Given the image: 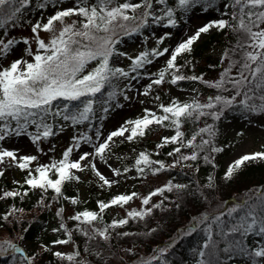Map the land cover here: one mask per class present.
<instances>
[{
	"label": "snow or ice",
	"instance_id": "1",
	"mask_svg": "<svg viewBox=\"0 0 264 264\" xmlns=\"http://www.w3.org/2000/svg\"><path fill=\"white\" fill-rule=\"evenodd\" d=\"M31 2L32 0H0V29L4 30V35L7 36L8 27H20L22 23H27L31 26L32 39L36 44V51L33 52L29 39L23 38L22 42L27 46L24 49V55L30 59L21 56L12 60L7 66L0 65V142H6L13 136L23 135L30 137L31 142L35 144L54 136L56 135L53 130L54 125L48 122L50 118L59 117L63 121H70L73 125L89 120L94 112L95 98L98 94H102L106 86L115 89L113 81H118L121 77L136 79L135 76H131V73H136L146 65L152 64L153 58L163 57L166 54L169 56L166 66L152 74L156 78L147 85L148 90L153 85L165 83L168 78L167 82L172 85L185 80L198 81L218 92L204 103L193 97L190 102L172 100L168 105L160 104L161 114L159 115L156 111L145 109L142 118L125 121L124 125L111 131L102 142L94 144L93 153L83 152L75 160L70 159L73 151L80 148L81 140L91 144V137L81 136L79 139L74 137V144L63 151L62 159L52 160L47 164L38 163L34 169H30L29 166L32 162H38L37 155L20 156L18 150H9L0 143V164L9 166L15 164L21 170L27 169L28 177L25 179V184L31 189H40L42 192L51 189L57 196L62 195V186L65 182L78 179L73 170L82 171V162L88 161L90 167L96 170V165L91 162L90 157H99L101 161L106 162L105 153L106 150H110V144L114 142V138L124 137L132 141L144 136L152 125L174 129V135L163 137L162 144L158 147L167 144L178 145L168 153L169 156L179 154L176 163L197 161L200 158L199 152L208 149L209 153H219L223 149L212 143L211 137L214 136L212 125L201 127L185 141V134L181 131L184 122H195L204 116L219 120L226 110L237 105L245 113L264 114V0H227L224 8L230 11H223L222 18L206 21L196 29L193 35L182 39L175 47L171 49L152 47L150 50L140 51L134 57L118 50L117 45L120 43L121 34L131 36L140 33L149 25V22L167 29L175 28L177 27V10L182 16H187L196 8H200L206 14L216 7L217 0H173L175 8L169 6V0H136V2L133 0H123V2L121 0H71L72 6L62 10L59 6L68 0H37L39 9L49 5L57 9L47 18L46 23H42L41 20L35 23L23 20L24 11ZM156 5L163 7L157 9ZM74 16L79 19L68 23L67 20ZM57 23L60 25L59 29L56 27ZM212 29L218 31L227 29L235 37V43L224 51L221 58V64L224 59L228 60L227 67L215 81H206L202 75L183 74V67L191 62L186 61L185 65H180L177 63L178 57L190 53L193 43L202 34H207ZM41 31L51 34L47 42L40 37ZM169 36L170 32L162 34L156 38V44L162 45ZM18 43L20 41L15 38H9L5 42V39L0 37V59H6ZM114 57L129 59L130 69L115 67L112 63ZM93 62L95 66L90 67ZM148 90L142 94L147 96ZM226 92L232 94L223 95ZM115 94V91L108 92V99L111 100ZM156 99L158 100L159 97ZM77 103L80 107L73 111L72 106ZM103 110L107 112L108 108L104 107ZM129 125L131 127H128ZM30 127H34L36 131L29 132ZM126 133L128 135H125ZM202 134H207L209 139H203ZM95 135L99 140L100 131L98 130ZM197 137H201L199 143H196ZM182 148H193L194 151L191 155H183ZM149 155L140 152L135 160L136 171L141 175L145 168L151 169L154 164L158 167L152 169L153 174L165 168L162 161H153ZM212 159L210 154L203 156L206 163H211ZM258 160H264V151L240 156L229 164L225 179H231L244 165ZM170 167H175V164ZM111 171L117 177L122 174L119 169ZM123 171L126 173L129 169L124 168ZM0 175H3L2 171ZM96 175L104 185L111 186L115 182L107 179L99 171H96ZM53 176L56 178H52ZM211 180L212 178L209 177L208 187L212 186ZM185 187V185L169 182L144 197L142 204L147 206L153 196L163 194L165 191L171 192L174 189L179 191ZM251 192L255 193L252 200L244 199L241 203L211 217L205 215L185 229V234L191 235L197 230L199 224L212 221L203 229L206 239L202 247L193 250V255L200 258L196 264H227V259H231L234 255L247 257L250 264H264V240L251 248L246 245L250 235L264 237V187L250 190ZM22 195L26 196L27 190L23 194L19 191H6L0 199ZM137 195L135 192L120 194L107 203L100 202V212L111 206L123 207ZM72 203L75 204L77 201L72 200ZM152 207L159 208L160 205L155 204ZM152 207L142 211H128L126 216L143 219L151 213ZM62 211L63 209H60L57 215L59 216ZM12 215L14 211H9L0 216V220L7 221ZM225 217L232 219L228 221ZM98 218L102 217L94 211L79 212L70 217L74 221L90 226ZM128 222V219L114 220L104 229L92 227L91 233L86 229H80L79 225L77 230L83 231L89 239L99 236L107 241L110 238V228L123 226ZM60 228L68 232L63 223L60 224ZM214 229H218V232ZM58 230L53 229V231ZM123 235L127 236L129 233L125 232ZM216 235L220 237L219 240L214 239ZM70 242L71 233L68 232V239H58L52 243L64 245ZM221 243L226 246L220 248ZM49 250L45 247V251ZM9 252L22 253L23 250L11 240L0 243V256ZM155 252L159 255L141 258L138 264H153L154 261L156 264H161L167 248H157ZM221 252L227 259L220 258ZM53 255L72 264H85L84 261H77L80 255L78 251L72 254L57 251ZM23 259L26 264H34L36 258L25 255Z\"/></svg>",
	"mask_w": 264,
	"mask_h": 264
},
{
	"label": "trees",
	"instance_id": "2",
	"mask_svg": "<svg viewBox=\"0 0 264 264\" xmlns=\"http://www.w3.org/2000/svg\"><path fill=\"white\" fill-rule=\"evenodd\" d=\"M133 2H136V0H133ZM226 2L227 0H217L216 7L213 10L220 16L223 11H230V9L224 8ZM169 6L175 8L173 0H169ZM56 10L52 5L39 9L37 7V0H32L29 7L24 11L23 20L28 21L33 17L36 21L41 20L44 23V16L50 12L54 13ZM178 15H181L179 10H177ZM74 19L79 18L74 16L68 19V23H71ZM25 24L22 23L20 27ZM13 28L8 27L7 34L11 33ZM0 35H4L3 29H0ZM15 39L18 41V38ZM234 43L235 37L227 29L224 31L215 29L200 42L195 43L192 46L191 52L183 54V57L177 63L185 65L186 61L191 62L182 69L185 75H202L206 81H215L228 65L227 59H224L223 64H221L223 53ZM2 60L4 59H0V62ZM144 71L146 72V68L144 70L140 69L136 73ZM167 79L165 83H168ZM115 82L113 81L114 85ZM172 86L183 90H190L192 93L188 98L189 102L193 97H196L201 103H204L207 102L209 97L218 94L216 89L209 88L198 81L185 80ZM110 91H115L117 95L123 94L122 88L117 89L115 87L113 89L109 86L105 87L102 94L107 93L108 95ZM102 94H98L95 98L96 103L93 105L94 112L91 118L79 125H73L70 121H63L59 117L55 119L50 118L48 122L54 125V132H56L60 125L71 123L74 131L80 129L83 136L90 135L93 139L96 138V132L100 131L103 109L107 105V103L102 106L100 105ZM116 94L114 98H116ZM231 94V92L223 93L225 96H230ZM151 97L155 103V111L159 115L161 114L159 105H167L165 102L171 99L172 95L169 90L160 91V89H153ZM156 97H159V99L157 100ZM179 102L184 101L179 100ZM72 107L73 111H75L80 105L77 103ZM239 119L254 123L259 127H264V114L245 113L238 105L226 110L219 120H213L208 116H204L195 122H184L181 131L185 134V141L198 132L201 127L212 125L214 130V136L211 137L212 143L214 146L223 149L219 153H209L208 149L199 152L198 149H195V151L199 152L200 157L197 161L189 160L176 163L179 154L169 156L168 153L178 145L167 144L163 147H158V145L162 144V138L155 135L152 129L147 130L144 136L137 137L132 141L120 140L113 143L110 146V150L126 149V153L124 155H117L116 160L119 163L121 172L125 173L123 171L124 168H128V172L132 173L135 181L165 174L164 182L157 188L163 187L169 182L186 186L179 191L174 189L171 192L165 191L163 194L153 196L147 206L142 204L141 199L139 204L130 205L129 202L123 207L119 205L111 206L101 213L99 203L109 202L116 196V191L112 187H105L97 179L90 166L86 168L81 178L78 177V179L65 182L62 186V195L59 196L51 189L42 192L40 189H31L25 184V179L28 177L27 169L21 170L19 167H16V181L3 173V175H0V196H3V193L6 191H19L23 194L25 190H27V195L0 199V216L9 211H14V215L9 216L7 221L0 220V236L4 234V236L11 235L17 239V242L25 241L32 245L31 250L26 255L35 256L34 264H72V262L61 260L54 256L53 253L57 251L64 254H72L74 251H78L80 255L77 257V261H84L85 264H123V255L125 254L130 256V260H132L130 264H138L141 258H147L154 254L159 255L158 252H155L157 248H167L161 264H196V261L200 258L193 255V250L202 247L206 239L203 229L212 221L209 220L203 224H199L197 230L191 235L185 234V229L188 228V225L192 221L195 222L203 217L200 212L206 208L208 199H211V196H216V198L211 199V201H215L210 202V204L215 205V202H220V200H224L225 203L219 207L215 206V209L210 210L206 214L211 217L220 211H226L227 208L241 203L244 199L252 200L255 193H250V190L264 187V160L249 162L231 179H225V172L228 168L225 165V160L233 151L236 140L223 134L222 128L227 120L237 121ZM158 127L167 131L169 137L174 135V129ZM35 131L34 127L29 129V132ZM202 138L209 139L207 134H202ZM200 140L201 137H197L196 143H199ZM44 143L48 145L45 149L43 148ZM36 145L39 154L43 152L50 153L46 161L32 162L29 166L30 169H34L38 166V163L47 164L52 160L62 159L63 152L60 155L54 154L55 147L52 137L43 139L36 143ZM193 151V148H182L183 155H191ZM140 152L150 154L149 158L153 161H162L165 164V168L153 174L152 169L158 167V165L154 164L151 169L145 168L144 173L141 175L136 171L135 166V160L138 158ZM208 154L213 157L211 163H206L203 160V156ZM173 164H175V167H170ZM33 174L35 175L34 172ZM209 177L212 178L211 187H208ZM52 178L56 177L53 176ZM225 188L227 193L223 194L222 192H225ZM148 195L149 192L146 196ZM72 200H76L77 203L73 204ZM155 204H159L160 207H152ZM149 207H152V211L143 219L126 216L128 211H142ZM17 209L19 211H16ZM60 209H63V211L58 216L57 213ZM83 211L97 212L102 218H98L91 226L70 219V217ZM120 219H128L129 222L123 226L110 228V238L107 241L99 236H96L95 239H89L83 231L77 230L79 225L80 229H86L91 233L92 227L104 229L106 226L111 225L114 220L118 221ZM225 219L231 221L232 218L225 217ZM61 223L71 233V242L64 245H54L52 242L55 240L68 239V232L60 228ZM53 229L59 230L53 231ZM214 231L218 232V229H214ZM125 232L129 233V235H123ZM174 233L177 234L176 238L168 242L169 236ZM4 236L1 237L4 238ZM214 239L219 240L220 237L216 235ZM261 240H264V237L250 235L246 240V245L251 248ZM140 246L142 249V246H144L146 253L144 252L141 257H138L136 250ZM225 246L223 243L219 245L220 248ZM45 247L50 250L45 251ZM128 250L131 251L129 252ZM24 256L19 252H9V254L0 256V264H26L23 259ZM219 256L222 260L227 259L226 255L222 252L219 253ZM153 264H156V262L154 261ZM227 264H250V261L247 257L234 255L231 259H227Z\"/></svg>",
	"mask_w": 264,
	"mask_h": 264
},
{
	"label": "rangeland",
	"instance_id": "3",
	"mask_svg": "<svg viewBox=\"0 0 264 264\" xmlns=\"http://www.w3.org/2000/svg\"><path fill=\"white\" fill-rule=\"evenodd\" d=\"M69 6H72L71 0H68V2L60 5L59 8L62 10L63 8ZM156 8L159 9L160 5H156ZM53 14H54L53 12L47 13L43 18L44 23H46L47 18ZM219 18L222 17L217 15L213 9L209 10L206 14L203 13L201 9H193V11L189 13L187 16H182V15L177 16V27L167 29L162 27L161 25H157L149 22V25L145 29H143L140 33L133 34L131 36H124L123 38H121L120 43L117 45V48L119 51L125 52L127 53L128 56L131 57L138 55V53L144 49L150 50L152 47H159L161 49L163 47H169L171 49L175 47L177 43L180 42L182 39H186L188 36L193 35L196 29L206 21L210 19H219ZM29 21H31L32 23L36 22L33 17L29 19ZM179 25L181 26L179 27ZM56 27L57 29L60 28L59 23L56 24ZM213 30L214 29L210 30L209 33H211ZM168 32H170L169 38L166 39L162 45H157L156 38ZM207 34H202L201 37L193 43V45L204 39ZM50 36L51 34L48 32H44V31L40 32V37L43 38L46 42L50 39ZM1 37H3L5 40L9 38H18V41H20V43H18L11 50L10 54L7 56L6 59L0 62V65L7 66L12 60L20 58L21 56H24L25 59H30V57L24 55L25 45L22 42L23 38H28L31 43V48L33 52L36 51V44L32 39L33 34L31 32L30 24L26 23L22 27H14L11 33H8L7 36L2 35ZM181 57H183V54L180 57H178V60L181 59ZM168 58H169L168 54H166L163 57L153 58V63L145 66L146 72L144 71L141 73H131V76H135L136 79H131V78L124 79L123 77H121L118 81L115 82V87L117 89L123 88V94L120 96L116 94L117 96L116 98H114V100L112 99L109 100L107 93H103L101 95L102 102L100 105L107 103L108 106L107 107L108 111L104 112L102 122L100 125L101 136L99 140H97V138L93 139L89 135L88 137L92 138L91 144H86L83 142V140H81L80 148L73 151L72 156L70 157L71 160L77 159L78 156L83 152L93 153L94 144H98L99 142H102L104 138L111 131H114L120 126L124 125L125 121L142 118L145 109H151L155 111V103L151 97V93L153 89H160V91L169 90L172 97L171 99L165 102L167 105L172 100H177V101L188 100V98L191 95L190 90H182L176 88L172 86V84L170 83L153 85L150 90L147 89V85L151 83V80L156 78L152 74H155L160 69L164 68L166 66V60ZM112 63L115 67H122L125 70H129L131 64L130 60L127 59L126 57H114ZM94 66H95V62H93V64L90 67H94ZM145 68H143V70ZM146 90H148L149 92L147 96L142 94ZM128 127L131 126L129 125ZM29 129H31V127ZM150 129L154 130L155 135L160 136L161 138L169 137L167 131L160 129L156 125H152ZM80 131L82 130L78 129L77 131H74L72 129L71 124L60 125L58 130L55 132L56 135L51 136L52 139L54 140V147H55L54 154L60 155L68 147H71L74 144V139H73L74 137L79 139L81 136H83L82 132ZM222 132L223 134L236 140L233 151L225 160L226 166H229V164H231L235 159L239 158L244 154L253 153L256 151H264V127H259L251 122H245L243 119H239L237 121L227 120L223 125ZM125 135H128V133H126ZM120 140L126 141L124 137L114 138V142ZM0 143H3L4 147L8 148L9 150H18V155L20 156L37 155L38 162L46 161L50 153V152H43L39 154L36 143L35 144L32 143L31 138L28 136H23V135L20 137L13 136L9 138L6 142H0ZM46 146L48 145L44 143L43 148L45 149ZM125 153H126V149H119L116 151L106 150L105 153L106 162L101 161L99 157H95V158L90 157L91 162L95 163L96 165V170H93V172L96 175V171H99L107 179L111 181H115L114 183H112L111 187H113V189L116 191V195L131 194L133 192L137 193L138 195L130 201V205L139 204L141 202V199H143L148 192L151 193L152 191L155 190V188L159 187V185L164 182L165 174L150 176L140 181H135V179L132 177L131 172H127L125 174L121 172L122 174L120 176L118 177L115 176L111 170L112 169L120 170L119 164L115 157L117 155H124ZM87 166H89L88 161L82 162L83 170L82 171L73 170L74 174L78 177H82L83 172L85 171ZM16 167L18 166H16L15 164H12L11 166L0 164V171L6 174L10 179L16 181L17 180ZM97 178L99 179L98 176ZM101 183L103 184L102 181ZM226 191L227 190L225 188V192L223 191L222 193L223 194L227 193ZM234 197L237 198L236 196ZM213 198H216V196H211V199ZM211 199H208L207 202L208 204L206 208H204L203 211L200 212L203 216L206 215L208 212H210V210L215 209V206L219 207L220 205L225 204L224 200H220V202L216 201L215 205L210 204V202L215 201V200L211 201ZM176 235L177 234L175 233L172 234L171 235L172 239H174ZM1 236H0V243H2L5 240H11L13 243H15L19 248H21L25 252L30 251L32 248V245L28 244L25 241L17 242V239L14 236L7 235L4 236V238ZM142 247L143 249L140 246L136 250V255L138 257H141V255L144 254L145 252L144 246ZM130 259L131 258L128 254L123 255V264H130L132 261Z\"/></svg>",
	"mask_w": 264,
	"mask_h": 264
}]
</instances>
